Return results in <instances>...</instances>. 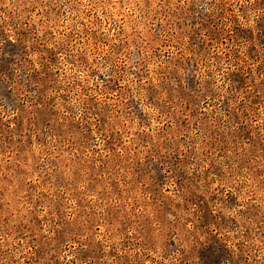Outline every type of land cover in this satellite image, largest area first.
<instances>
[{"label": "rangeland", "instance_id": "obj_1", "mask_svg": "<svg viewBox=\"0 0 264 264\" xmlns=\"http://www.w3.org/2000/svg\"><path fill=\"white\" fill-rule=\"evenodd\" d=\"M0 264H264V0H0Z\"/></svg>", "mask_w": 264, "mask_h": 264}]
</instances>
